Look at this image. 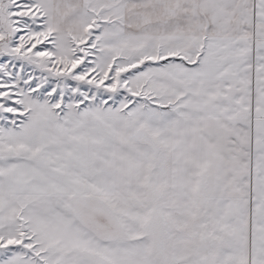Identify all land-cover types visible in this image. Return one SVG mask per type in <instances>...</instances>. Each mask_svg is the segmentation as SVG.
Instances as JSON below:
<instances>
[{
    "label": "snow or ice",
    "instance_id": "1",
    "mask_svg": "<svg viewBox=\"0 0 264 264\" xmlns=\"http://www.w3.org/2000/svg\"><path fill=\"white\" fill-rule=\"evenodd\" d=\"M0 264H264V0H0Z\"/></svg>",
    "mask_w": 264,
    "mask_h": 264
}]
</instances>
